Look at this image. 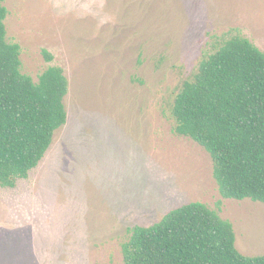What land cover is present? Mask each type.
<instances>
[{
  "label": "rangeland",
  "instance_id": "obj_1",
  "mask_svg": "<svg viewBox=\"0 0 264 264\" xmlns=\"http://www.w3.org/2000/svg\"><path fill=\"white\" fill-rule=\"evenodd\" d=\"M8 39L38 80L69 79L68 119L39 165L0 186V264H125L129 227L201 201L264 255V203L224 197L211 154L174 131L183 81L237 31L264 50V0H4ZM45 50L53 55L48 61Z\"/></svg>",
  "mask_w": 264,
  "mask_h": 264
},
{
  "label": "trees",
  "instance_id": "obj_2",
  "mask_svg": "<svg viewBox=\"0 0 264 264\" xmlns=\"http://www.w3.org/2000/svg\"><path fill=\"white\" fill-rule=\"evenodd\" d=\"M8 13L0 0V186L15 187L67 122L70 84L60 65L46 67L37 81L23 72L21 45L8 39ZM215 41L175 95L174 131L211 154L224 197L264 203V50L241 31ZM128 232L125 264H264V255L238 249L221 202H188Z\"/></svg>",
  "mask_w": 264,
  "mask_h": 264
}]
</instances>
